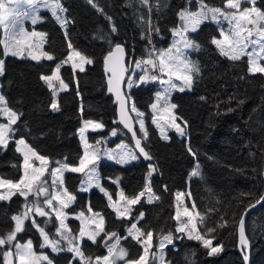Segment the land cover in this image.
I'll return each instance as SVG.
<instances>
[{
	"label": "trees",
	"instance_id": "1",
	"mask_svg": "<svg viewBox=\"0 0 264 264\" xmlns=\"http://www.w3.org/2000/svg\"><path fill=\"white\" fill-rule=\"evenodd\" d=\"M206 1L218 7L226 3V0ZM62 2L70 21L67 31L52 18L48 20V26L43 25L47 30V48L56 54L54 60L36 62L5 56L0 41V57L4 60L0 91L8 107L22 114L12 126L15 131L7 147L0 146V175L8 179H17L22 174L23 156L17 151V138L24 137L51 163L79 164L85 150L80 133L83 121L97 120L105 126V129L87 131L90 142L112 129L122 128L117 119V105L108 93L104 67L107 53L117 43H125L127 57L148 56L152 49L169 44L172 30L179 24V12L196 5V0H149L148 6L140 0ZM256 6L264 10V0H257ZM107 17H111V21ZM113 25L115 31H112ZM208 26L211 28L209 35L205 30ZM216 35H220L219 29L209 22L190 32V36L201 43L195 55L200 71L194 74L191 89L176 91L173 95L174 111L185 128L184 135L172 130L165 140L152 121L150 104L156 84H138L128 92L125 88L126 95L128 93L127 96L144 113L148 136L143 140L153 160L140 158L126 165L107 161L99 164L102 184L112 197H116L118 185L126 195L137 194L145 185L149 164H153L155 171L151 184L159 198L151 202L143 198L134 213L144 211L137 226L151 228L155 236L173 232V244L167 249L170 264H188L185 256L190 257L192 264H245L239 249V220L246 207L259 200L264 192V73H250L246 55L239 61L222 55L212 45ZM101 36L104 38H99ZM69 42L71 48L92 62L87 63L83 71L73 68L70 62L63 64L61 71L68 87L58 94L59 110H53L54 92L40 77L68 58ZM126 139L132 143L128 132ZM189 147L192 152L188 151ZM198 164L200 168L196 167ZM193 171H198L199 175L193 176ZM82 178V173H67L69 185L78 195L75 204L68 209L86 212L90 205L92 210L103 215L105 232L125 237L132 218H118L110 207L108 196L99 187L82 191L78 184L71 182L75 179L79 183ZM179 190L188 192L187 200L191 206L195 203L199 214L198 232L211 240L213 247L222 246L217 254L209 255L210 249L204 248L202 242L190 240L185 233L175 231V194ZM24 202L19 195L0 201V235L13 228L11 217L22 209ZM224 221H227L225 226L219 227ZM69 222L75 225L77 233L79 221L69 218ZM57 226L58 221L53 216L52 223L46 226L52 239L56 238ZM209 228L214 231L207 233ZM246 233L251 242V264H264V204L249 213ZM29 236L37 245L40 243L41 236L31 221L19 233L18 239L25 240ZM177 236L184 238L175 239ZM103 239L104 233L95 243L83 238L80 246L85 256L106 255ZM120 243L133 249L129 257L139 255L143 249L131 236L121 239ZM51 256L55 260L53 264L79 263L69 251L51 252ZM153 261L151 258L149 264Z\"/></svg>",
	"mask_w": 264,
	"mask_h": 264
},
{
	"label": "snow or ice",
	"instance_id": "2",
	"mask_svg": "<svg viewBox=\"0 0 264 264\" xmlns=\"http://www.w3.org/2000/svg\"><path fill=\"white\" fill-rule=\"evenodd\" d=\"M89 3L92 0H88ZM141 4L148 6L149 0H140ZM257 0H243V3L250 4V7L241 8L242 0H226V9L221 8H210L205 3L204 0H199L200 7L197 11L193 12L188 9L181 10L179 12V18L182 21V27L179 29H174V33L179 37V40L165 51L158 54L157 61L149 59L145 61L146 64L151 65L153 68H159L160 72H166L169 79L167 81H161L167 84L164 92L157 94V102L164 100L167 103L168 94L177 87V84L173 81L172 77H176L178 80L183 81L184 87L188 89L192 88L194 82V74H198L200 69L195 62L188 59L185 54L187 49H199V45L195 44L193 41L187 38L186 33L189 31H195L197 27L211 19L219 23L222 18L227 20L230 25V32L225 33L221 30L222 40L213 39L212 43L215 44L222 55L228 57L233 61H239L243 56L248 57L250 73H264V65L259 63V60L264 59V10L256 7ZM95 6V5H94ZM156 7L159 8V3L157 2ZM41 8H47L51 10L53 17L61 26H66L70 21L64 16L67 11L66 8L60 3V0H0V27L5 30V39L2 41L3 53L5 56H23L24 49H31L33 47L31 43V38L40 36L43 37L44 33H37L35 31L28 32L24 28V21L30 20L32 25H36L41 21L39 15ZM149 10H151L149 8ZM100 11H103L100 9ZM106 15V14H105ZM111 21V17H107ZM151 24V21H148ZM251 26V27H249ZM115 26H112V31H115ZM159 31V29H156ZM65 35L67 33L65 32ZM103 39L104 37H99ZM68 47L71 48L72 45L69 42ZM249 47L251 50L249 51ZM227 49V50H226ZM116 52L123 54V48L121 45H116ZM115 53L109 52L106 61H112ZM28 56L33 60L39 62L42 58H46L49 61L54 60V57L47 52H41L40 54H34L32 51L28 52ZM79 57L80 63L74 64V68H79L83 71V65L85 63H91L92 61L82 56L79 52H73L67 58V60L57 63L55 71L52 75H41V79L47 83L48 87H53V79L60 82V86L64 89L68 87L67 84L61 79L59 72L63 64L72 61L73 57ZM120 57H117L113 61V66L108 70L111 72L109 77V91H115L117 94V100L120 101L121 105V120L125 123V126L129 129L132 125L128 122L126 118L125 109V97L121 95L120 83L123 76V66L120 65L119 73L117 72L116 65L120 63ZM137 67H140V63H137ZM4 73V60L0 59V75ZM156 79V77H152ZM141 81H145V77H140ZM131 86V84H129ZM184 87H180V91H184ZM53 110H59L58 104L53 102L51 104ZM157 105L153 104L152 108L156 109ZM175 108V105H171ZM131 111L135 112L136 109L133 106ZM0 115L7 117V123H0V146L7 147L9 138L11 134L14 133L15 129L12 127L19 120L20 115L13 111L7 106V101L3 95H0ZM142 115V114H140ZM172 127L176 129L181 135H184V129L181 128L180 124L175 123L176 117L172 116ZM92 123L91 121H85V126ZM187 123L186 121L184 122ZM96 128H102V124H95ZM140 129L143 131V139H147V131L144 129V123L140 121ZM81 137L83 138L84 129H80ZM163 134V129H161ZM115 135V132H113ZM136 133L133 131V136ZM164 139L167 140L168 137L165 135ZM19 147L17 151L23 153V175L20 180L13 183L11 180L0 179V188H7V192H0V201L11 200L12 196L19 195L25 199V205L23 206V211L17 215L11 217L14 221L13 229L3 236H0V246L8 245V251H0V256L3 257V264H41V262H46V264H53L52 260L49 259L47 255L40 254L37 255L33 250V244L31 240H28L25 244L13 243L16 240L17 233L24 230L25 221H31L32 227L36 228L43 238V243L41 247H50L53 253H58L60 251H69L74 253V259L79 260L82 264H117L118 261H125V264H149V254L152 245L153 233L148 231L143 232L137 227L139 220H142L144 213L141 212L136 218V223H132L127 229L128 236H131L134 240L143 246V254L139 256L136 260H126L128 252L123 247H120L121 239H128V236L123 238L115 232L107 233L104 229V218L100 213H93L89 217H85L84 212L79 213V218L82 221V226L79 229L78 235H73L71 230L68 229L65 220L67 219L66 214L62 211L67 208L71 202L75 200V197L67 192L66 188H63V173L64 171H71L77 173H85L86 180L83 182L89 187L92 185L93 181L96 182V186L100 187L98 182V177L96 175V161L99 157L94 152H89V145L85 141L84 155L79 158V166H69L68 164H62L60 167L52 169L50 175L52 177L51 184L49 185L48 180L44 179V174L47 171V165L49 163L48 158L39 155L34 149L27 145L26 141L21 138L18 142ZM135 147L139 149V153L143 155L145 159H151V156L145 148L141 145V139H136ZM189 152H192L191 147L188 148ZM195 155V153H192ZM35 158L40 162V167H36L32 163V158ZM110 159L116 160V156L109 154ZM137 155L132 152H121L119 154V163H128L130 160L137 159ZM91 165V167H89ZM85 169H88L85 172ZM150 171L148 173L149 179L155 168L150 166ZM57 175L60 179L57 182ZM193 176L199 175L198 171H193ZM49 187L57 188L60 187V191L52 193L49 191ZM82 190L87 191V188H82ZM101 191H105L101 188ZM145 191L148 193L152 192L150 184L146 185ZM145 191H141L138 195L133 198H127L123 191L120 192V199L124 202L123 206H118L117 203H110L115 211L118 218H128L130 216V207L136 205L140 202L141 197L145 195ZM108 196V200L111 202L112 197L105 191ZM33 196L34 199L29 202L28 197ZM41 197L43 199L41 200ZM64 197L67 198V202ZM152 196L148 197V202L152 201ZM158 199V197H157ZM261 199H264L262 197ZM54 202H58L59 209L54 206ZM260 201L258 200L257 203ZM193 208L195 203L192 204ZM45 207L49 208L51 212L45 211ZM254 207V205H252ZM88 212L92 213L91 206L88 207ZM52 213L55 214V219L59 222L55 229L56 235L59 237L57 239H50L49 234L45 231L44 227H41L36 223V216L46 217L44 220L45 227L52 222ZM184 216L190 218L189 223H191V213L188 208L184 209ZM199 215V214H197ZM98 218V219H97ZM177 221H180V214L177 213L175 217ZM203 218L201 217V223ZM227 221H224L219 225V227H224ZM94 225V227H93ZM196 229L195 223H191V228L188 224L183 222L180 226L175 229L177 233H186L187 238L190 240L200 241L206 249H210L209 255H215L222 250V246L213 247L212 241L205 239L198 231L193 234ZM214 229H206L207 233L213 232ZM239 232L241 238V244H247L244 236V214H241L239 220ZM104 233V246L107 248V255L103 257H86L81 248V242L83 238L87 237L88 240L95 243L96 238ZM144 237V239H141ZM183 236H177L175 239H183ZM62 241H66L68 247L65 249L61 247ZM109 241H114L109 243ZM174 237L171 233L167 235H162L159 238L158 251L160 255L157 257L155 253L151 254L153 260H158L159 264H165V256L163 249L168 244H173ZM14 249V251H13ZM195 254L192 253V256ZM245 261L248 260V256L243 257ZM185 260L188 264H192V260L189 256H185ZM170 264V262H169Z\"/></svg>",
	"mask_w": 264,
	"mask_h": 264
},
{
	"label": "rangeland",
	"instance_id": "3",
	"mask_svg": "<svg viewBox=\"0 0 264 264\" xmlns=\"http://www.w3.org/2000/svg\"><path fill=\"white\" fill-rule=\"evenodd\" d=\"M60 3L63 5L64 8H66V6L62 2V0H60ZM204 3L208 7H210V8H221V9L227 10L226 9V3L223 6H221V7L211 5L206 0H204ZM250 6H251L250 4L243 3V0H242L241 8L250 7ZM199 7H200L199 0H196V5L195 6H193V7L190 6V7L185 8V9H188L190 11L195 12V11H197L199 9ZM39 15L41 17V21L40 22H38L36 25H32L31 22H30V20H25L24 21V28L28 32L35 31L37 33H44L46 35H44L43 37H40V36L32 37L31 38V43H32L33 47L31 49L25 48L24 49L23 56H14V57H17V58H20V59L32 60L28 56V52L29 51H32L34 54H40L41 52H47L48 54H50L53 57H55L56 54L51 49L47 48V44H48V42H47V30L43 27V25H45V24L48 26V20L50 18L55 19V17H53V15L51 13V10L50 9H47V8H41L40 9V12H39ZM64 16L69 20V16L67 14V11L64 13ZM206 22H209L210 24L216 26L219 29V31H220V35L214 36L212 38V41H213V39H217V40H222L223 39V36L221 35V30H223V32H225V33H229L230 32V25H229V23H228L227 20H224V19L221 18L219 20V23H217L216 21H213V20L209 19V20L203 22V24L206 23ZM201 24L197 27V29L200 28ZM67 26H68V24L66 26H61V27L64 29V31H67ZM181 27H182V21L180 19L179 20V24L176 27H174L173 30L174 29H179ZM249 27H251V26H249ZM173 30H172L171 40H170V42H169L168 45L163 46V47H160L159 49H152L151 52H150V54H148V56H146V57L136 58L133 55H130V57H127V78H126V83H125L126 92H128L133 86L138 85V84H143V83H148V82H151V83L156 84V89H155V92H154V98H153V101L150 104V109L153 112L152 121L154 122V124L159 129V132H160V134H161V136L163 138H164L165 135L167 137H169L170 131H172V130H175L176 131V129L171 126L172 125L171 117L172 116H175L176 117L174 108H172L171 105H174V102H173V95H174V93L176 91H180V87H184V85H183V81L178 80L176 77H172L173 81L177 84V87L175 89H173L168 94L167 103H165L164 100H161L158 103L157 102V94L164 92V89L167 87V84L162 83L161 81H167L169 79V77H168V75H167L166 72H160V70H159L158 67L157 68H153L151 65L146 64L145 61H147L149 59H152L153 61H157L158 54L160 52L165 51V50L173 47V45L179 40V37L175 35V33H174ZM205 30H206V34L207 35H209L211 33V28H209V26L206 27ZM190 32H192V31H189V32L186 33L187 38L189 40L193 41L195 44L199 45V49L198 50H196V49H187V50H185V54H186V56L188 57V59L190 61L195 62L198 65L195 55L200 50L201 43L199 41L195 40L193 37H191L190 36ZM4 39H5V30L2 27H0V41H1V44H2V41ZM212 45L218 51L220 50L215 44L212 43ZM248 50L250 51L251 50V47H249ZM73 52H79V51L71 48L69 55L72 54ZM80 54L82 56L86 57L82 53H80ZM9 56H12V55L9 54ZM86 58L89 59V60H91L88 57H86ZM0 59H2V58L0 57ZM42 59H46V58H42ZM64 60H67V59H63V60L59 61L58 63H61ZM70 63L72 64V66L74 64H79L80 63L79 57H75L74 56L73 59H72V61H70ZM137 63H140V67H137L136 66ZM259 63L261 65H264V59L259 60ZM86 64L87 63H85L83 65V68L86 66ZM55 67H56V64H55V66L53 67V69H52V71L50 73H47V74H44V75H52V73L55 71ZM61 68H60L59 75H60L61 79L63 80V82L65 84H67L66 81L63 78ZM140 77H145V81H141L140 80ZM152 77H156V79H152ZM52 84H53V87H51V88H52V90L54 92V97H53V99L51 101V104L53 102H56L58 104V109H59L60 106H59V96H58V94H59L60 91L64 90V88H62L60 86V82L58 80L53 79ZM129 84H131V86H129ZM187 89H188L187 87H184V90H187ZM0 95H2L1 91H0ZM127 95H128V93H127ZM153 104H156L157 105L156 109H153L152 108V105ZM133 106L136 109L135 112H133V111L132 112H133V115H134V117L136 119V122H137L139 134L143 138V131H141V129H140V121L142 120L143 123H144V129L147 131V136H148V130H147V125H146V120L144 118V113L135 106V104L133 103L132 98H130V107L132 108ZM140 114H142V115H140ZM90 121L92 123L88 124L87 127L85 126V122H83V124H82V127L81 128L84 129V133H83L82 140H83V143H84V147H85V141H86L87 144L90 146L89 149H88L89 152H94L99 157V159L96 161V175L98 177V182H99V185H100L99 188L100 189L103 188L108 194H110L108 192L107 188L102 184V177H101V174L99 172V164L101 162H103V161H107V162H112L114 164L126 165V164H130L133 161L139 160L140 157H139L138 153L136 152L133 143L130 144L128 142V140L126 139V132L127 131L122 126H121L122 128H120V129L119 128L112 129L109 133H107V134H105L103 136L98 137L95 142H90L88 140V138H87V131H90V130L91 131H94V130H97V129H105L104 124H102L100 121H97V120H90ZM0 123H7V117L6 116H3V115H0ZM175 123L180 124V122L178 121L177 117H176ZM95 124H102L103 127L102 128H96L95 127ZM180 126H181V128H183L185 130V128H184V126L182 124H180ZM161 129H163V134L161 132ZM113 132H115V135H113ZM177 133L179 135H181L179 132H177ZM118 136H119V138L116 139ZM21 138H23L25 140L24 137L17 138L16 139V147L17 148L19 147V145H18L17 142ZM25 141H26L27 145H29L32 149H34L29 144V142L27 140H25ZM34 150L39 155L44 156V155L40 154L36 149H34ZM128 151H130L133 154L137 155L138 158L135 159V160H130L128 163H123V164L122 163H119L118 162L119 154L121 152H128ZM21 154L23 156V153L22 152H21ZM109 154H111L112 156H116L117 159L116 160L110 159L109 158ZM44 157H46V156H44ZM48 161H49V163L47 165V171L44 174V179L48 180L49 185H50L51 184V181H52V177L50 175L51 170L52 169H55L57 167H60V165L65 164V163H63V162L51 163L49 159H48ZM23 163H24V161L22 160V174H21V176L19 178H17V179H8V178H5V177H3V176L0 175V179H3V180H11L13 183L18 182L20 180V178L22 177V175H23V171H24L23 170ZM32 163L36 167H40L41 166L40 165V162L38 160H36L34 157L32 158ZM66 164H68V163H66ZM68 165L69 166H72V167L79 166V164H68ZM149 166L154 167L153 164H151V163L149 164ZM89 167H91V165ZM196 167H199L200 168V165L198 164ZM150 170L151 169L149 167V170L147 171V175H146L145 185H144V187L137 194H134V195H126L123 192L124 195L127 198H133L136 195H138L141 191H145L146 185L150 184V187L152 189V192L151 193H148L147 191H145V195L143 197H141V200L143 198H145L148 201V197L150 195L153 197L152 198V201H157L158 200L157 197L159 198V196H158V194L156 192H154L153 187H152V184H151L152 176H153L154 171L152 172L151 177L149 179L148 173H149ZM87 171H88V169H85V172H87ZM68 172H71V171H67L66 170L63 173V186L62 187L63 188H66L67 189V192L70 193L72 196L75 197V200L73 202H71V204H69V207H70V206H72V205L75 204V202H76V200L78 198V195L77 194H74V192H73V186L69 185V180L67 179V173ZM71 173H77V172H71ZM82 174H83V178H82V180L79 183H78V181H75V179H72L71 182L74 183L75 185L78 184L79 185L78 187H79L80 190H82V188H87L88 189L87 191H89L92 187L96 186V182L95 181H93V183H92V185L90 187L87 184L83 183L86 180V175H85V173H82ZM59 179H60V177H59V175H57V182L59 181ZM116 181H117V183H120L119 179H116ZM49 191L52 192V193H56V192L60 191V187H57V188H51V187H49ZM121 191L122 190L120 188V185H118V190H117L116 197H112V195H111L112 201L111 202L109 201V202L110 203L115 202V203L118 204V206H123L124 202L120 199V192ZM0 192H7V188H0ZM187 193L188 192L180 191L179 190L175 194V209H176L175 210V217L177 216V213L178 212L180 214V221H177L176 228L180 226V223L181 222H183L185 224H188L189 228H191V223H195L196 229L193 231V234H195V232L198 231V229H197L198 228L197 227V211H196V208L195 207L193 208V206H191L189 204V202L187 200L188 199V194ZM33 199H34L33 196H29L28 197V201L29 202H31ZM42 199H43V197H41V200ZM64 199L67 202V198L64 197ZM24 205H25V202H24V204H22V209L17 214L21 213L24 210L23 209V206ZM136 205L129 206L130 207V216L128 217V219H131L132 218V220L130 221L129 226L127 227V229L131 226L132 223H136L137 222L136 221V218L139 216V214L141 212L144 213L143 210H141L140 212L134 213V209H135ZM54 206L59 209L58 202H54ZM69 207L64 208L62 210L66 214V216H67V219L65 220V223H66L68 229L71 230V232H72L73 235H78L79 234V229L82 226V221L79 218V213H81L82 211H80V210H78V211H70L68 209ZM185 207H187L188 210H189V212L191 213V223H189L190 218L187 217V216H184V214H183ZM45 211L51 212V210L49 208H47V207H45ZM93 213H99V212H96V211L92 210V213H89L88 211H86V212H84V215H85V217H89ZM53 216H55L54 213H52V219H53ZM69 218H74V219H77L79 221L80 225H79V228L77 230V233H75V231H74V229H75L74 226L75 225L74 226L71 225V223L69 222ZM45 219H47V218L46 217H39L37 215L36 216V223L39 224L41 227H44L45 228V231L49 234V232L47 231L46 227L42 225V223L44 222ZM27 222L28 221H25L24 228H25ZM93 227H94V225H93ZM138 228L141 229L145 233H147L148 231H152L151 228H140V227H138ZM12 229L13 228H11L9 231L4 232L0 236L5 235L6 233L10 232ZM152 233H153V239H152V245H151V248H150L149 262L151 260V254L152 253H155L157 257L160 255V252L158 251L159 238L162 235H167L169 233H171L173 235V237H174L173 232H167V233H162V234L159 233L156 236L154 235V232L153 231H152ZM18 235H19V233H17L16 240L13 242L14 244L15 243L25 244L28 240H31L32 241V244H33V250H34V252L37 255H40V254L47 255L49 257V259L52 260L53 263L55 262V260L52 259V256H51V252H52L51 251V248L50 247H43V248L41 247V244L43 243V238L42 237H41L40 243L37 245L35 239L32 236L27 237L25 240H20V239H18ZM127 235H128V232L125 234V236H127ZM57 238H59V237L56 235V238L55 239H57ZM50 239H52V237H50ZM141 239H144V237H141ZM111 243H113V242H111ZM170 245H172V244L166 245V247L163 249V253H164V256H165V264H169L168 263V260H167V249H168V246H170ZM119 246L120 247H123L124 249L127 250L128 256L125 258L126 260H136V259L139 258L140 255L143 254V249H142V251H141V253L139 255L133 256V257H129V254H130L131 251H133V249L131 247H129L128 245L122 244V243H120ZM61 247H63V248L68 247L67 242L66 241H62ZM142 248H143V246H142ZM8 250H9V246L8 245L0 246V251H8ZM13 251H14V249H13ZM86 257H88V256H86ZM95 257H103V256H94V257H92L93 260L95 259ZM0 264H3V257L2 256H0ZM41 264H46V262H41ZM68 264H76V263H74L73 261H71ZM78 264H82V262L79 261ZM117 264H125V261H118ZM153 264H159V261L158 260H154L153 261Z\"/></svg>",
	"mask_w": 264,
	"mask_h": 264
},
{
	"label": "water",
	"instance_id": "4",
	"mask_svg": "<svg viewBox=\"0 0 264 264\" xmlns=\"http://www.w3.org/2000/svg\"><path fill=\"white\" fill-rule=\"evenodd\" d=\"M116 45H121L123 48V54L116 52ZM113 49L110 52L115 53L113 60L112 61H106V58L108 57L109 53H107L106 57H105V71L107 74V86H108V93L111 94L113 96L114 102L117 105V119L118 122L121 124V126L128 132V134L130 135L131 141L134 145V148L136 150V152L138 153L139 157L144 159V160H153L151 154L148 152L147 148L144 145V140L143 138L140 136L138 128H137V122L136 119L133 115V112L131 111V107H130V98L126 95L125 93V83H126V77H127V50H126V44L125 43H117ZM117 57H120V63L116 65L117 68V72L119 73L120 70V65L122 64L124 72H123V76H122V80L120 83V92L121 95L123 97H125V113H126V118L128 119V122L132 125V128L129 129L128 127L125 126V123L121 120V105H120V101L117 100V94L115 91H109V77L111 76V72L108 70L110 67L113 66V61L116 60ZM133 131H135L136 135L133 136ZM136 139H141V145L145 148V151H147L149 153V155L151 156V159H145L143 157L142 154L139 153V149H137L135 147V143H136ZM262 197H264V192L262 194V196L259 199V203H257V201L251 203L250 205H248L245 209V211L243 212L244 214V236L245 239L247 241L246 246L241 244V238H240V232H239V249L240 251L243 253V255H247L248 256V260L245 261V264H251V242L249 240V238L247 237V233H246V225H247V217L249 215V213H251L252 211H254L255 209H258L259 207H261L264 204V199H261ZM252 205H254V207H252ZM245 247V248H244ZM15 264V261H14Z\"/></svg>",
	"mask_w": 264,
	"mask_h": 264
}]
</instances>
